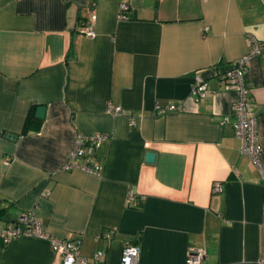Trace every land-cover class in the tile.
<instances>
[{
  "label": "crops",
  "instance_id": "crops-1",
  "mask_svg": "<svg viewBox=\"0 0 264 264\" xmlns=\"http://www.w3.org/2000/svg\"><path fill=\"white\" fill-rule=\"evenodd\" d=\"M251 37L262 48L245 83L264 168V0H0V231L34 209L49 235L81 239L87 264H120L129 241L137 264H187L191 248L203 264H257L264 179L233 131L238 92L216 76ZM195 75L208 82L203 99ZM168 103L178 109L155 114ZM29 113L40 125L22 133ZM95 132L109 134L100 173L61 170L77 134ZM57 262L47 238L0 241V264Z\"/></svg>",
  "mask_w": 264,
  "mask_h": 264
},
{
  "label": "built area",
  "instance_id": "built-area-1",
  "mask_svg": "<svg viewBox=\"0 0 264 264\" xmlns=\"http://www.w3.org/2000/svg\"><path fill=\"white\" fill-rule=\"evenodd\" d=\"M128 5L125 1L119 3V17L126 18ZM92 17L94 15L92 14ZM79 32L94 36L95 31L91 26H81ZM262 42L251 37L250 46L247 52L230 62L226 67L220 68L216 72L219 82L226 87H234L238 92V97L233 103L232 109L234 120L232 127L234 134L240 139L242 153L249 155L260 168L261 175L264 179V168L260 163L261 144L259 143L256 130V115L251 107L250 88L245 83V73L247 71L248 60L260 54ZM209 93L208 82L200 75H195L191 83V94L199 99H203ZM178 109L173 104L158 105L155 108V114H164L174 112ZM106 112L112 115L124 113L122 106L107 104ZM227 117H222L220 124L224 123ZM132 122V120H131ZM109 138L106 132H95L91 135L77 134L75 144L69 152L65 162L60 167L61 170L80 169L87 173L98 175L101 171V164L95 160L96 151ZM213 191H220L221 184L214 183ZM132 189L126 195V204L131 207H138L141 202ZM261 223L264 225V204L262 205ZM24 234L47 238L50 247L58 259L55 264H87L86 258L81 253L80 238H59L51 236L42 228L35 210L31 209L22 212L18 217L7 222L0 231V240L3 244L11 238ZM139 245L134 242H126L123 245L120 264H137L139 256ZM102 255V251H97L95 257ZM204 250L202 248H191L187 257V264H203ZM257 264H264V253L257 259Z\"/></svg>",
  "mask_w": 264,
  "mask_h": 264
},
{
  "label": "water",
  "instance_id": "water-1",
  "mask_svg": "<svg viewBox=\"0 0 264 264\" xmlns=\"http://www.w3.org/2000/svg\"><path fill=\"white\" fill-rule=\"evenodd\" d=\"M80 2H83V0H80ZM260 109H264V107L262 106L258 107V110ZM35 116L37 118L42 119L45 116V106L43 105L38 106L35 110ZM7 136L12 140L15 139V134L9 133ZM154 159H155V153L153 151H147L145 154V160L147 162H153Z\"/></svg>",
  "mask_w": 264,
  "mask_h": 264
},
{
  "label": "trees",
  "instance_id": "trees-1",
  "mask_svg": "<svg viewBox=\"0 0 264 264\" xmlns=\"http://www.w3.org/2000/svg\"><path fill=\"white\" fill-rule=\"evenodd\" d=\"M40 125V121L35 119L33 116V113H29L24 121L23 127L21 132L22 133H26L28 132L30 129H36L38 128ZM1 241V240H0ZM2 243V242H1ZM3 244V243H2Z\"/></svg>",
  "mask_w": 264,
  "mask_h": 264
}]
</instances>
